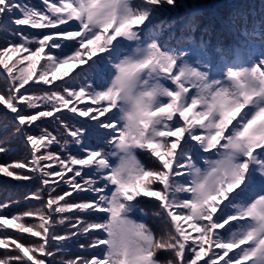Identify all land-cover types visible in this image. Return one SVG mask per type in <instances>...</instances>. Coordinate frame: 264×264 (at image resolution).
Here are the masks:
<instances>
[{
	"label": "snow or ice",
	"instance_id": "snow-or-ice-1",
	"mask_svg": "<svg viewBox=\"0 0 264 264\" xmlns=\"http://www.w3.org/2000/svg\"><path fill=\"white\" fill-rule=\"evenodd\" d=\"M42 4L0 0V105L28 152L0 173L40 184L39 207L0 215V264H264V17L224 23L225 46L196 12L159 18L179 0ZM144 200L159 234L133 218Z\"/></svg>",
	"mask_w": 264,
	"mask_h": 264
},
{
	"label": "rangeland",
	"instance_id": "rangeland-1",
	"mask_svg": "<svg viewBox=\"0 0 264 264\" xmlns=\"http://www.w3.org/2000/svg\"><path fill=\"white\" fill-rule=\"evenodd\" d=\"M191 0H179V4L176 8L177 10L182 9L184 6H188L190 4ZM209 1V0H208ZM222 3H225V1ZM173 9H171L170 13ZM170 13L165 14V12H162L160 15H163V18H169L168 15ZM178 18V17H175ZM203 23L204 20H201ZM13 37L11 35H0V47H3L8 41L12 40ZM1 71V70H0ZM6 88V85L2 78H0V91H4ZM7 110L4 109L2 105H0V139L4 140L7 146V151L0 153V165H8L16 161H22L25 160L28 157L27 149L25 148L22 139L19 136L13 135V127H12V121H11V114L7 113ZM53 151H59L58 148L54 147ZM147 156V155H146ZM146 163L150 166H153L150 159L147 156ZM38 186L40 184L36 180H29V181H21V180H15L12 177H6L2 173H0V204H4L6 201L4 199L5 194H7V205L14 204V210L17 213H22L24 211H27L29 208L30 203L39 204L38 201L34 199H26L27 196H30L31 193L35 192L38 189ZM65 190H69L67 185H62L60 188V192L62 193ZM47 194L44 195L46 198ZM76 199V202L79 200L77 197L72 195L71 199ZM66 199H69L66 197ZM142 207L145 208L146 211L149 212L151 222L156 223L155 228L160 232L161 228V221L151 215L153 211L156 210V205L152 204L148 200H144ZM0 215L7 216V211L5 209L0 210ZM88 219V217H85ZM33 218H28L29 221L32 222ZM27 220V222H28ZM60 228H56V231L58 234H64L69 230L67 225H60L58 226ZM14 231V230H9ZM24 237H27L29 242L31 240H38L39 238H33L30 237V234H23ZM88 238L87 237H80L78 240H71L67 242V248L68 251H64L63 253H57L56 260L61 259L62 257L64 259L72 258L76 255L84 254L82 253V250L79 248V244L87 243ZM74 244L75 247L70 244ZM4 254L6 251H11V248L8 250L0 249ZM15 254V253H13ZM161 260H165L170 256V254L161 252L158 254ZM51 259V258H48ZM46 264H48L46 260Z\"/></svg>",
	"mask_w": 264,
	"mask_h": 264
},
{
	"label": "trees",
	"instance_id": "trees-1",
	"mask_svg": "<svg viewBox=\"0 0 264 264\" xmlns=\"http://www.w3.org/2000/svg\"><path fill=\"white\" fill-rule=\"evenodd\" d=\"M207 0H196L197 5L196 6H202L200 8H195V5H191L193 6L192 9H194V12L198 13V19L201 20H206V23L209 22V20H214L215 19L213 17H211V6L214 3H207L205 2ZM20 2L22 3H27L30 4L32 6L35 7V2L33 0H20ZM196 9V11H195ZM219 11L223 14V16L229 21L230 19H237V21L239 22V18L240 16H244L247 18L249 24H251L253 21H259L262 17H264V0H236L235 2H225L219 5ZM160 19H165L163 18V15H160L159 17ZM168 19V18H167ZM204 23V22H203ZM203 23L201 24V26H203ZM205 23V24H206ZM215 37L213 36V44H215L217 42V39H221L223 37H226V33L224 32V30H222L220 28V26L218 25V23H216V30L214 32ZM199 36V35H198ZM257 48L259 50V52L261 51L260 45L257 44ZM42 120L45 121V123L41 124L40 121L37 122V124L40 127H48L50 130L52 129H56L58 126L55 123H47L48 120H50L51 118H41ZM33 131L35 132H39V128H34ZM62 131V129L60 130ZM98 139L97 138H93L90 142L92 143H97ZM200 166H202L201 163H199ZM69 176H71V173H68ZM54 179H58V178H54ZM79 179V178H77ZM40 186H38L39 188ZM62 187V185L60 187H57V192L59 193L60 188ZM75 197H77V199H79L78 201H82V200H86L84 198V196H77L75 193H73ZM44 195V193H43ZM4 199L6 200L4 202V204H7V194H5ZM3 198V197H2ZM0 198V200L2 199ZM74 201H76V199L73 198ZM77 201V202H78ZM9 203V202H8ZM29 208H35V207H39V204H35V203H30L28 204ZM15 205H8L7 208H5V210L7 211V216L6 217H11L13 214H17V212L14 210ZM28 218L26 219L27 222ZM141 220V219H140ZM28 222L30 223L31 221L28 220ZM60 226V225H58ZM57 228H60L58 227ZM25 243H28L29 240L27 237H25ZM65 251H68V249H66ZM4 253L0 250V257H3Z\"/></svg>",
	"mask_w": 264,
	"mask_h": 264
}]
</instances>
